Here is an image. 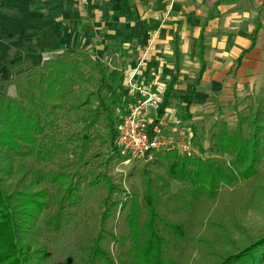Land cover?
Here are the masks:
<instances>
[{"label":"trees","instance_id":"obj_1","mask_svg":"<svg viewBox=\"0 0 264 264\" xmlns=\"http://www.w3.org/2000/svg\"><path fill=\"white\" fill-rule=\"evenodd\" d=\"M223 2L228 0L217 3ZM212 18L202 23L197 54L201 68L187 112L207 69L206 27ZM255 24L251 46L237 59V68L257 45L262 24L259 20ZM178 46L176 38L174 73L167 81L158 122L170 108L174 87L180 82ZM125 59L107 64L88 51L58 54L18 73L12 81L15 95L4 91L0 76V264H43L49 242L70 223L71 211L82 205L85 192L99 188H104L107 196L99 205L98 235L81 247L84 254L79 259H70L68 264H115L104 243L108 236L117 241L109 227L119 210L126 212L144 264H176L170 249L175 246L181 252L189 244L205 251L210 264H264V233L245 243L232 241L212 204L222 182H249L254 196L260 191L264 179V96L249 98L248 114L236 106L238 123L234 127L216 118L223 115V104H217L214 113L199 114L202 122L191 125L198 153L182 156L177 149L154 153L140 170L142 189L134 190L126 200L121 196L115 199L114 195L125 193L110 174L112 166L126 161L115 147L121 119L117 107L120 100L127 106L131 103L123 85ZM75 95L76 104H70L69 98ZM63 111L78 114V132L64 131ZM215 118L213 125L218 131L207 130L205 120ZM70 143L69 157L60 158V151ZM4 174H23L24 188L7 186ZM36 187L42 188L32 192ZM210 231L220 234L209 237L213 240L202 236ZM221 247L224 252L217 251Z\"/></svg>","mask_w":264,"mask_h":264},{"label":"crops","instance_id":"obj_2","mask_svg":"<svg viewBox=\"0 0 264 264\" xmlns=\"http://www.w3.org/2000/svg\"><path fill=\"white\" fill-rule=\"evenodd\" d=\"M217 2L0 0V76L12 82L22 70L41 64L46 57L83 50L103 62L106 56H117L115 62L125 56L123 75L144 58L140 80L154 87L166 86L161 80L168 81L174 73L178 38L180 82L160 124L166 130L174 121L169 113L175 116L180 111H185L189 122L196 121L199 114L214 113L217 104H229L235 97L241 100L245 86L256 89V77L264 73V0ZM210 16L214 18L206 27L207 69L187 112L201 68L197 54L202 23ZM258 20L262 28L257 45L237 68V59L251 46ZM136 57L130 66L129 60Z\"/></svg>","mask_w":264,"mask_h":264},{"label":"rangeland","instance_id":"obj_3","mask_svg":"<svg viewBox=\"0 0 264 264\" xmlns=\"http://www.w3.org/2000/svg\"><path fill=\"white\" fill-rule=\"evenodd\" d=\"M107 64H112L115 62L117 56H106L104 57ZM130 59V58H129ZM137 57L129 60V65L132 66L133 63L137 61ZM255 82L257 88L251 89L250 86H245L242 91L241 100L235 97L229 104L223 103L226 107L225 111L220 117L216 118L223 119L227 121L231 127L236 126L237 115L236 108L238 111H243L249 113L247 106L250 104L251 96L255 98L256 96H264V73L259 74ZM166 79L161 81L167 82ZM4 91L10 95H15L14 85L11 81L4 82ZM77 101V96H72L69 98V103H75ZM119 106L117 107V115L121 118L127 108V102L125 100H120ZM238 105V106H237ZM237 106V107H236ZM217 105L213 108L216 111ZM173 113H169L170 120L172 123L168 125L167 129H164L165 135L171 142L172 146L175 147L179 154L190 155L198 153L193 145V131L191 125L193 122H202V117H199L196 121H188L187 114L185 111H180L178 115L173 116ZM62 116V126L64 131L68 134L78 132L80 124L78 123V114L69 113L63 111ZM189 117V116H188ZM215 119H206L205 123L207 130L218 131V129L213 125ZM174 122V123H173ZM120 124V123H119ZM208 143H205L207 146ZM72 144H68L64 150L60 151V158L69 157L67 153L72 152ZM67 152V153H66ZM152 158H139L132 160L129 163L123 162L117 166H112L111 175L116 183L122 184L125 189V193L122 195H114V198H126L132 196L134 190H141L142 184L140 180V170L145 167L147 161ZM30 165H32L31 160H27ZM148 167V166H146ZM4 181H6L7 186H13L16 190L17 187L24 188L26 184V179H22L23 174H18L17 176H7L4 174ZM25 182V183H24ZM249 182H238L232 184H226L222 182L219 188V195L212 204H214L218 210L217 213L221 217V223H226L224 227L231 233L232 241L246 242L253 239L254 237L264 233V179L261 181L260 191L254 192L248 187ZM14 184V185H13ZM18 184V186H16ZM174 191L177 190L178 185L175 184ZM42 187L33 188L32 192ZM107 196L106 190L94 189L84 194V201L82 205L71 211L70 223L65 227L62 234L53 238L48 247V254L44 256L43 264H68L70 259H79L80 256L84 254L82 251V246L84 244H90L91 239L98 235L100 229V216H97L99 211L100 201ZM246 201L249 202L246 204ZM231 204V206L229 205ZM103 209L101 210L102 213ZM213 212V211H212ZM46 213L43 214V216ZM212 215V213H209ZM217 218H213L216 220ZM218 220V219H217ZM113 223L110 224V229L113 230L114 235L117 237V241L111 237L106 238L105 249L109 253L111 259L115 264H144L143 251L141 250L140 243H136L135 235L130 231L128 224L126 222V212L121 213V210L117 212V217ZM235 224H238L236 227ZM141 233L144 230L140 229ZM220 234L219 231H210L202 235L204 238H209L214 235V237ZM209 240H213L209 238ZM44 242L45 239L40 240ZM186 245V244H185ZM225 247L218 248L217 251L224 252ZM231 249V247H229ZM228 249V250H229ZM172 254L170 257L176 260V264H210L211 259L205 251H199L191 247V245H186V249L183 251H178L175 246H172ZM205 252V253H204ZM221 252V253H222ZM83 253V254H82ZM98 264H105L104 262H99ZM173 264V261L171 262Z\"/></svg>","mask_w":264,"mask_h":264},{"label":"built area","instance_id":"obj_4","mask_svg":"<svg viewBox=\"0 0 264 264\" xmlns=\"http://www.w3.org/2000/svg\"><path fill=\"white\" fill-rule=\"evenodd\" d=\"M50 57L43 59L49 60ZM144 65L142 58L137 67L125 72L124 90L131 98V103L120 119L115 147L126 163L132 160L149 157L154 153L169 152L172 146L158 122V109L164 99L165 84L154 87L140 80V71ZM191 155V153L189 152Z\"/></svg>","mask_w":264,"mask_h":264}]
</instances>
